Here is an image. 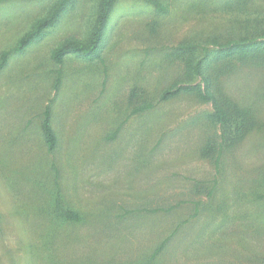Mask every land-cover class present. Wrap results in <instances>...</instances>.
I'll use <instances>...</instances> for the list:
<instances>
[{
    "label": "rangeland",
    "instance_id": "obj_1",
    "mask_svg": "<svg viewBox=\"0 0 264 264\" xmlns=\"http://www.w3.org/2000/svg\"><path fill=\"white\" fill-rule=\"evenodd\" d=\"M61 1L0 0V56ZM73 1L0 73V264H264V0H118L103 60L60 66L98 19L101 0ZM253 39L261 53L217 61ZM182 85L210 86L229 127L196 95L162 100ZM55 199L82 221H57Z\"/></svg>",
    "mask_w": 264,
    "mask_h": 264
},
{
    "label": "trees",
    "instance_id": "obj_2",
    "mask_svg": "<svg viewBox=\"0 0 264 264\" xmlns=\"http://www.w3.org/2000/svg\"><path fill=\"white\" fill-rule=\"evenodd\" d=\"M118 0H101L99 5V14L98 19L96 22V25L92 27V31L89 36L88 43L85 45H77L72 42H66L64 44H61L59 47L53 50L52 52V59L53 61L62 66L65 64L66 59L69 56H74L76 58L81 59L83 62L86 63H94V62H101L103 59L101 57V44L105 39V34L107 31V24L110 15L113 13V10L117 4ZM73 0H64L61 1V3H58L55 5L52 10L50 11L47 18L40 20L38 23L32 27L30 31L25 33L18 41L17 46L10 51H5L0 56V73L6 69L10 57L14 52L16 53H23L26 48L33 45L36 42H39V40L44 36V34L49 30L54 28L60 20L65 16V14L68 11H71L72 5H74ZM157 8L160 7L159 4L154 3ZM251 45L246 44V42H240L235 44H230L227 48V50L222 51L221 53L216 56L217 61H220L221 59H233V58H246L250 55L255 53H261L263 51V48H259L258 45L262 46L264 43H261L256 46L252 43L255 42V40H251ZM182 48L178 50L177 55L180 57H183L184 54L182 51ZM204 59H201L197 62V64L190 69H188L185 73V77L188 79H194L196 77H202L204 73V69L202 67L204 63ZM209 65V64H208ZM60 76H63V71L60 70L58 73ZM204 78V77H203ZM181 93L188 94V95H196L201 100L206 102H212L214 106L213 112L210 114H206V118L209 122L213 123L214 125H220L222 127H229L231 114L229 111H227L220 102H218V99L216 95L213 93L212 88L210 86L206 85L204 88H202L199 85H182L180 87H177L173 90L165 91L162 95V100H167L174 98L176 96H179ZM148 105L140 106L136 108V111H142L146 109ZM54 123V115L53 111L51 109V106L47 108L45 114H44V120L42 124V130H43V138L47 142L49 150L53 152L57 151L59 149V135L57 130L53 126ZM117 133H114L110 140H114ZM208 156L210 155L213 148L208 145L203 149ZM222 149L217 148L216 155L217 158H219L222 155ZM206 156V155H205ZM257 194V195H256ZM253 196L255 199H261L262 195L255 193ZM56 209H55V219L57 221L61 222H71V223H79L81 220V215L77 213V211L72 210L65 206L62 199H55Z\"/></svg>",
    "mask_w": 264,
    "mask_h": 264
}]
</instances>
